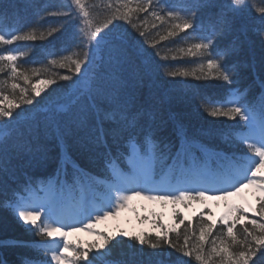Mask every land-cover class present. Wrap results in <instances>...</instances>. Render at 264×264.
Instances as JSON below:
<instances>
[{
  "label": "snow or ice",
  "instance_id": "6c2138e0",
  "mask_svg": "<svg viewBox=\"0 0 264 264\" xmlns=\"http://www.w3.org/2000/svg\"><path fill=\"white\" fill-rule=\"evenodd\" d=\"M131 2L132 0H114V4L109 5L114 10L95 21L91 18L92 12L85 0H69L67 11L63 10V6L58 11L44 10L46 15L63 16L68 23L75 24V35L71 38L78 41L79 51L75 55L79 58L71 62L61 61V67L67 68L70 73L61 77L70 82L62 94V103L51 100L41 108L44 114L41 120L30 117L33 122L24 127L7 132L0 131V184L3 183L2 177L10 174L13 158L21 157L31 140L42 130L54 131L61 140L70 131L85 130L88 143L94 148L102 145L106 147V137L117 141L124 136L129 140L142 136L146 147L141 153L133 146L140 168L137 174L124 176L114 172L113 183L107 186V192L112 194V202L107 205L90 207L85 201H80L73 214L65 213L61 217L62 197L58 193L71 191L74 185H80L81 188L91 187L84 184L86 174L79 169L74 171L71 183L66 179L60 180L58 173L59 188L56 183H49L45 189L51 194L47 203L37 202L39 198L35 194L36 190L30 184L24 188V192L29 193L27 196L13 192L14 199L6 201L5 206L19 220L47 238L35 246L36 257H24L21 264H79L81 261L86 264H150V261L112 259V249L108 245L114 236L104 232L98 233L102 237L99 242L92 244L87 250L75 251L72 255L68 254V249L74 246L67 242L69 231L79 230L75 226L79 223L74 219L75 215H85L89 221L85 227L94 230L95 222L118 213L133 195L162 190L148 187L155 183L152 178L155 162L162 160L165 155L163 152L157 155L159 145L154 140L162 129V123L157 122L156 114L158 105L164 101L154 100L149 80L151 56L159 57L162 61H168L169 57L167 54L161 56L160 51L156 50L158 42L150 41L145 32L140 30V25L134 23V18L140 19L139 13H148L151 10V15L162 22L175 21L168 29L167 36H175L176 30L186 33L191 30L194 35L190 38L196 42L189 43L186 48L178 51L205 61L212 79L221 81L225 86L237 85L242 69L255 68L252 63L232 59L243 48L241 35L247 38L248 32L252 31L259 37L264 48V0H258V4L253 3V0H175L172 4L169 0H135V8L129 6ZM201 12H206L205 17L198 15ZM247 12L255 13V19L259 23H243L237 27V21L243 19ZM38 23L17 28V17L6 8H0V45H12L16 41H36ZM62 27L63 24L49 28L46 33L41 31L39 38L51 36ZM166 38L160 37L161 40ZM149 48L153 50L151 53ZM27 55L28 52L18 48L4 49L3 54H0V73L9 69L12 77L20 75L25 82L30 83V77L21 72L17 65V61ZM52 63L55 64L56 60H52ZM260 66L261 71H264V57ZM204 67L205 64L202 63L201 70ZM33 75H39V72L34 71ZM167 75L196 76V73L186 69H174L169 70ZM38 83L52 85L56 80L41 79ZM146 83L150 89L147 98L142 92ZM11 88L18 89L20 85L13 82ZM20 91L27 96V89L20 88ZM42 91L43 89L36 86L32 87L34 96H40ZM249 91V88L241 90L239 87H228L221 98L202 96L200 100L204 111L212 117L223 116L233 120L239 118L237 126L246 131L225 133L224 138L226 141L231 140L233 144L245 145V154L238 155L233 152L229 155L210 150L189 139L182 127L177 128V135L181 139L180 149L175 154L167 153L173 161L189 157L193 149L202 152L206 160L218 158L221 181L234 189H218L224 197L238 193L244 187L245 180L247 184L256 185L264 193V79L260 80V92L252 102L248 100ZM25 102L31 105L34 101L27 99ZM19 106L0 92V118H12L14 109ZM104 122H109L107 129L103 127ZM164 148L167 149L168 145H164ZM68 163L70 161L66 158L62 161V165ZM133 182L135 188L127 187ZM136 188H142L143 191H137ZM211 190L193 193L191 190L173 188L170 195H148V198L183 202L188 199H203L207 191ZM259 199L258 214L264 218V195ZM106 208H112L113 211L105 210ZM231 212L243 213V210L239 206H233ZM239 220L240 216L231 222L226 217L223 218L227 239H221L219 245L215 240L211 241L212 247L208 252L204 249V242L205 236L210 234L208 230L214 226L212 223H208L207 228H200L199 242L194 248L190 247L187 235H184L183 244H180L179 233H176L177 241L174 243L167 230L155 239L146 234L131 236L129 246L135 248L139 245L142 248L147 245L155 250L166 244L182 257H194L199 264H216L214 257H219L220 264H264V223L251 220L252 227L249 229L244 226L241 234L244 238L241 240L233 232ZM180 222L183 223V219Z\"/></svg>",
  "mask_w": 264,
  "mask_h": 264
},
{
  "label": "trees",
  "instance_id": "16d2710c",
  "mask_svg": "<svg viewBox=\"0 0 264 264\" xmlns=\"http://www.w3.org/2000/svg\"><path fill=\"white\" fill-rule=\"evenodd\" d=\"M27 1L37 6L35 11L33 4H31L33 6L32 11L26 10L25 16L28 17V23L36 17L35 23L39 22L37 27L40 31H43L42 23H57L58 25H54V27L63 24V27L60 28L61 30L64 28L66 33L62 36L63 41L74 44L76 48L74 51H69L72 54L69 57H61L60 52L56 53L53 47L48 51L47 46H51L49 43L54 41L52 39L47 40L48 44L38 38L36 41H16L12 45H0V54H3L4 49L11 48H18L29 53L26 57L20 58L17 61V65L21 72L30 77L31 81L30 83L25 82L20 75L12 77L9 69H5L3 73H0V92L20 105L14 109L12 118H0V131L4 132L32 123L33 121L30 117H35L37 121L41 120L44 115L41 108L51 100L55 99L57 102L62 103V94L70 82L63 80L61 77L70 73L67 68L61 67V61L67 60L71 62L79 58L75 55V52L79 51L78 41L71 38L75 35V24L68 23L63 16L46 15L44 11H58L61 10L62 6L63 10L67 11L66 6L69 4V0H0V4H7L9 7L7 9L8 12L17 17V28H23L25 25L18 22V19L22 18V16L17 7H23V3ZM85 3L92 12L91 18L93 21L114 10L109 7L110 4H114V0H85ZM169 3H175V0H169ZM253 3L258 4V0H253ZM10 6H13V9ZM129 6L135 8V0H132ZM138 15L140 19L134 18V23L140 25V30L145 32L150 41L158 42L157 44L162 48L160 50L161 56L165 54L169 58L175 56L172 66L165 65L160 67L159 72L151 75L149 80V83L153 84L156 90L160 88V80L163 79L165 81L164 86L159 91L151 88L154 100L164 101L158 105L156 114L157 122L162 123V129L154 137V140L159 145L157 155L159 156L161 152L165 153V155L162 160L156 161L157 167L160 172L172 169L177 171L179 167H186L188 172H190V168L195 165H207L211 173L216 176L215 180L221 183V169L218 158L206 160L202 152L193 149L189 157L182 158L180 161H173L167 153L175 154L181 147V139L177 135L178 127L183 128L189 139L195 140L210 150L229 155L233 152L238 155H243L247 152L245 145L233 144L231 140L226 141L224 138L225 133L246 130L237 126L239 118L237 117L236 120H233L223 116L212 117L204 111L200 100L202 96L221 98L225 95L228 87H239L241 90L249 88L248 100L250 102L254 101V97L260 92V80L264 79V71H261L260 66L261 59L264 57V48L261 46L260 39L252 31L248 32L247 38L243 35L240 36V39L244 41L243 48L239 55L232 59L234 61L252 63L255 68L254 70L242 69L239 83L225 86L221 81L212 79L205 61L199 57H193L178 51L180 48H186L189 43L196 42L190 38L194 35L191 30H187V33L176 30L177 34L175 36H167L168 29L175 21L162 22L151 15V10L148 13H139ZM198 15L205 17L206 12L198 13ZM255 16V13H245L244 18L237 21V27L243 23L258 24L259 21L255 19ZM121 23L124 22L122 21ZM52 36L50 38L56 37L54 33ZM161 36L167 38L161 40ZM52 60H56V63L53 64ZM202 63L205 64L203 70L200 68ZM174 69H186L189 72H195L196 76H168L167 72ZM34 71L39 72V75H33ZM41 79H54L56 83L52 85L39 84L38 81ZM13 82L19 84L20 88L27 89V96L20 91V88L12 89L11 84ZM33 86L43 89L40 96H34L32 92ZM147 88H149L148 83L142 89L145 98L149 95L145 90ZM165 88L169 94L165 92ZM27 99H33V104H27L25 102ZM168 120H170V123H167ZM103 127L107 129L109 122H104ZM134 141L139 146H142L140 147L142 150L145 149L146 145L143 143L142 136L134 137L132 140L124 136L117 141H113L110 137L106 147L102 145L94 148L89 145L85 130L70 131L63 136L62 140L57 138L54 131L42 130L37 137L32 139L24 154L21 157L13 158L10 174L2 177V180L8 178L9 181H13L15 186L0 184V262L2 264H21L22 258L37 254L33 247L28 246L29 243L37 244L47 239L39 235L33 227L24 226L13 211L5 206V202L8 201L9 194L12 193L13 189L17 190L21 185L27 186L30 183L46 180L56 181L57 185H59L57 181L58 173H60V180L66 179L71 183L72 175L76 169L89 175L93 180H99L104 177L110 178L112 177V169L115 163L121 167H126L125 156L130 152ZM164 145H168V148L165 149ZM65 158L70 163L62 165V161ZM20 169L22 170V175H20L22 180H19L20 176L18 174H14ZM189 201H193V199H189ZM259 205L260 199H258L256 204L255 213H249L247 217L242 218L241 212L235 213L234 220L237 216H240L239 222L233 228V232L238 239L242 240L244 238L241 235L244 226H248L251 229V220L255 219L258 223H264V218H261L258 214ZM178 218L180 219V217ZM208 223L214 225L212 229L208 230L210 234L205 236L204 249L208 252L212 247L211 241L215 240L217 245H219L221 239H227L226 227L223 226L221 221H213L203 213L194 216L192 221H184L177 228L163 229L161 230L162 232H145L143 234L155 239L157 235H163L167 230L169 238L175 243L177 241L176 233H179L180 244H183V237L187 235L190 247L194 248L199 242L200 228H207ZM113 236L114 239L109 242L108 246L112 249V259L114 260H142L150 261V264H199L194 257H182L175 249L170 248L166 244L155 250L150 249L147 245L142 248L136 245L135 248H132L129 246V237L135 235ZM100 240L95 237L88 241L78 237L72 243L74 247L71 249V255L75 254V251L89 249L92 244ZM132 243L135 244V241H132ZM91 255L92 253L90 252V258ZM214 260L216 264H220L219 257H214ZM79 264H86V262L81 261Z\"/></svg>",
  "mask_w": 264,
  "mask_h": 264
},
{
  "label": "rangeland",
  "instance_id": "374dc122",
  "mask_svg": "<svg viewBox=\"0 0 264 264\" xmlns=\"http://www.w3.org/2000/svg\"><path fill=\"white\" fill-rule=\"evenodd\" d=\"M137 167L135 166V169ZM139 172V170L137 169V173ZM204 184V183H203ZM231 188V187H229ZM251 189H255V187L253 185H249L247 184V182H244V187L241 188V190L238 193H235V198L237 201H240L244 206L246 205L247 210L251 209V204L253 201V197H251L252 195H256V193L260 190H255L252 193H249ZM140 191H143L142 189H139ZM203 190H207L204 189ZM130 194V193H127ZM207 194H211L213 195L214 199H217V195L212 194L211 191H207ZM148 195H150V193H144L142 195L136 196L133 195V197L131 198V200H128L125 203V207L120 209L118 211V213H115L113 215H110L107 219L101 220L99 221L100 224L102 225H108V226H112L114 225L116 222H120V223H124V221H130L132 220L137 213H141L145 210L149 211L152 209L155 210H166L165 213L169 214L171 211H173L174 209L170 206L168 207H162L160 206L156 199H150L148 198ZM261 195V194H260ZM92 194H88L86 195V203L87 202H91L92 200ZM51 198V195H48L45 197L44 203H47L49 201V199ZM88 204V203H87ZM210 206V208L212 209L213 214L212 215H216L219 216L221 218H229V216H232V212L229 211V208L227 206H220V204H217L215 202H208V204ZM204 208L203 205L201 204H197L194 206H190L187 208H182L184 210H186V218L190 219L192 217V215L195 213V211H200ZM108 211H113L112 208L107 209ZM78 231H69V234L67 236V239L70 238V236L72 237L73 235L75 236L76 234H79L80 232H84L87 235H96L98 234V232H91L89 230H87V227L83 228H78ZM66 264V262H65Z\"/></svg>",
  "mask_w": 264,
  "mask_h": 264
},
{
  "label": "bare ground",
  "instance_id": "6f19581e",
  "mask_svg": "<svg viewBox=\"0 0 264 264\" xmlns=\"http://www.w3.org/2000/svg\"><path fill=\"white\" fill-rule=\"evenodd\" d=\"M31 4H33V3H31L30 1H27V2H24L23 3V7H20V6L17 7V9H19L20 14L22 16V18L18 19V22L24 23L25 25L26 24H34L35 23L36 17L28 23V17L25 16L26 10H31V11L33 10V6ZM1 5L2 4H0V7H4L6 9H9V7H8L7 4L6 5H2V6ZM14 7H16V5H14ZM10 8L13 9V6H10ZM35 10H37V6L36 5H34V11ZM54 25H58V24L57 23H55V24H52V23H44L43 24L42 23L41 24V27H42V30L46 33L47 30L49 28H51V27H54ZM40 32L41 31L39 29L38 30V33H37L38 38H39ZM54 34L56 36L54 38H50V37H53L52 35L51 36H47L46 35L44 39H40V38L39 39L42 42H47V40H51V39L54 40L51 43L47 42V44L48 43L51 44V46L50 45L47 46L48 51H50V49L53 47V50L56 53L60 52L61 57H67V56L69 57L70 55H72L69 51H71V50L74 51L76 47H75L74 44H72L70 42L67 43V41H63L62 36H64L66 34L64 32V28H63V30L60 29L57 32H54ZM161 49L162 48L160 47V45L157 44L156 50L160 51ZM66 51H67V53H66ZM148 51H149V53H151L153 50L151 48H149ZM173 63H174V60L171 57L168 59V61H162L159 57L151 56V65H152V67H151V75H155L156 73H158L160 67H163L165 65L172 66ZM159 83H160V88L158 90H156L153 87L154 85L151 84L152 85V89H155L156 91H159L164 86L163 84H165V81L163 79H161ZM145 90H146L147 93L150 92V89L149 88H147ZM164 90H165V92L167 94H169V92L166 90V88ZM151 93H152V91H151ZM167 123H170V120H168ZM109 139H110V137L106 138L107 143L109 142ZM19 180H22V177L21 176L19 177ZM3 184H7L8 186L10 185L11 187H14L15 186L14 182L13 181H9L8 178H6V179L3 180Z\"/></svg>",
  "mask_w": 264,
  "mask_h": 264
}]
</instances>
